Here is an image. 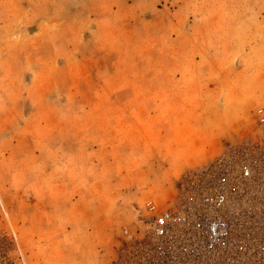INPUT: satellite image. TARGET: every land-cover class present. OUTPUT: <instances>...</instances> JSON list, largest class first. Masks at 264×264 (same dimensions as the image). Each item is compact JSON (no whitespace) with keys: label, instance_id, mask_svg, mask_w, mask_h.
<instances>
[{"label":"rangeland","instance_id":"374dc122","mask_svg":"<svg viewBox=\"0 0 264 264\" xmlns=\"http://www.w3.org/2000/svg\"><path fill=\"white\" fill-rule=\"evenodd\" d=\"M57 1L50 23L43 0H0V264H151L149 200L197 214L223 184L264 181V15L213 14L264 0ZM214 16L233 46L200 27ZM200 99L232 139L181 165L197 128L165 129L161 104Z\"/></svg>","mask_w":264,"mask_h":264},{"label":"built area","instance_id":"2783aa9c","mask_svg":"<svg viewBox=\"0 0 264 264\" xmlns=\"http://www.w3.org/2000/svg\"><path fill=\"white\" fill-rule=\"evenodd\" d=\"M255 117L263 129V144L253 148L264 152L263 106L256 109ZM260 170L264 179V166ZM254 173L258 169L250 165L242 168V178L247 181ZM253 183L223 184L214 195L204 198V209L197 214L160 209L149 200L145 205L149 227L157 240L150 263L264 264V193L253 198L248 191L254 185L264 188V181Z\"/></svg>","mask_w":264,"mask_h":264},{"label":"crops","instance_id":"0c3cea01","mask_svg":"<svg viewBox=\"0 0 264 264\" xmlns=\"http://www.w3.org/2000/svg\"><path fill=\"white\" fill-rule=\"evenodd\" d=\"M43 4L41 6V8H43V13H45V8L50 6V12L49 14H51L48 19L44 18V21H49L51 22H56L59 21L60 18L57 17L58 13V5H56L55 2L58 3L57 0H43ZM50 2V5L47 3ZM106 3V0H105ZM105 3L101 2L102 6H106L108 7ZM5 7H2V3H0V10L3 12L7 13L8 10V6L9 3L6 2ZM106 7H102L106 8ZM54 8V9H53ZM106 10V9H105ZM255 10V11H254ZM48 11V10H47ZM41 12V11H40ZM255 12V14L258 15H264V9H261V7L259 8H250L249 9V5L245 4L243 6H238L236 8H224V7H216L213 9V14H232V13H244L245 15H252ZM56 15V16H55ZM44 16V15H43ZM251 17V16H250ZM250 17L246 16V21L250 19ZM260 16H258L259 19ZM205 17H203L204 19ZM252 18V17H251ZM230 21V18H228ZM264 19V16H262V18L260 17V24H263L262 20ZM221 20L220 19H216V17H213V21H209L206 22L205 20H203L200 23V27H202V30H211V25H212V31L209 33L208 36H210L212 34L213 38H214V43L218 44L219 46L221 45H225V46H233V42L231 41L232 39L230 38V36L226 39H223V43L218 41V40H222L220 38H218V35L222 34V27L228 26L230 27L232 24L231 23H222V27L220 23H217V21ZM227 20V19H226ZM65 21V20H64ZM218 24V25H217ZM220 27L219 29H217V27ZM230 29V28H229ZM224 35V34H223ZM207 36V37H208ZM203 38H206L205 35H203ZM225 40V41H224ZM228 41V43L226 42ZM221 43V44H220ZM43 65L40 66V69L38 70V76H43V79H47L50 78V76L52 75V71H49L50 69V63H55V61L57 60V58L53 55L50 56V58L47 59H43ZM217 60V58L214 57V62ZM183 88H181L182 90ZM173 90H177V89H173L171 88V93L173 92ZM183 91V90H182ZM199 94H201L204 98L206 97V95H214L215 93H217L216 87L212 86L211 88L209 87H205L200 86L199 89L197 90ZM177 92V91H176ZM212 92V93H211ZM209 97V96H208ZM202 100V99H200ZM161 112L160 115L162 116L164 122L163 125L165 126V129L170 130L171 129H175L174 127L176 126H180L183 127V125H191V126H195L197 128L196 131V138L194 140H191L190 137L187 138L186 141L188 142H194L195 146L198 148V150H195V156L192 155H188L185 157H180L181 158V165L186 162H189V164H191L190 162L192 161L193 158L196 157V164H200L203 160V156L201 155H206L207 156H212L213 153H216L217 151H220L222 149V146H226L227 142L230 143L231 139H232V135L228 134V135H222L221 134V128H219V126L223 125V121L225 122L224 118H220L219 117V113L217 112L216 109V104H214V102L211 103V99L207 102H205V100H202L197 102V103H188V101H168V102H162L161 104ZM191 110V112L189 111ZM165 111V112H164ZM159 115V114H158ZM230 122L228 123V125H230ZM212 127V129H211ZM175 143H177V141H174ZM226 142V144H225ZM225 144V145H224ZM184 143H179L178 147L183 146ZM191 153V152H189Z\"/></svg>","mask_w":264,"mask_h":264}]
</instances>
